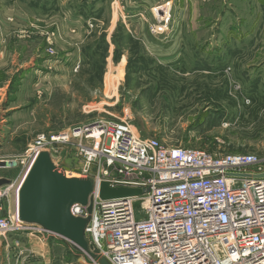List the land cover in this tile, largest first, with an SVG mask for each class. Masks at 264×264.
Returning <instances> with one entry per match:
<instances>
[{"label":"rangeland","instance_id":"obj_1","mask_svg":"<svg viewBox=\"0 0 264 264\" xmlns=\"http://www.w3.org/2000/svg\"><path fill=\"white\" fill-rule=\"evenodd\" d=\"M0 19V162L20 161L38 133L98 118H128L142 138L264 157V0H0ZM53 151L79 177L76 147ZM21 168L0 166L12 210ZM134 209L141 218L140 201ZM0 264L94 263L30 231L0 237Z\"/></svg>","mask_w":264,"mask_h":264},{"label":"built area","instance_id":"obj_2","mask_svg":"<svg viewBox=\"0 0 264 264\" xmlns=\"http://www.w3.org/2000/svg\"><path fill=\"white\" fill-rule=\"evenodd\" d=\"M130 122L98 118L59 134L38 133L23 158L6 161L7 167L21 165L25 176L40 152L76 147L85 162L78 178H93L96 186L88 205H73L71 214L90 217L85 234L98 252L94 264L101 258L110 264H264V178L256 177L264 173V157L142 138ZM103 181L143 193L103 200ZM13 185L0 187V237L37 231L63 238L19 219Z\"/></svg>","mask_w":264,"mask_h":264},{"label":"water","instance_id":"obj_3","mask_svg":"<svg viewBox=\"0 0 264 264\" xmlns=\"http://www.w3.org/2000/svg\"><path fill=\"white\" fill-rule=\"evenodd\" d=\"M0 163V166H8L7 162ZM256 177L264 178V173ZM9 183L11 181L7 179H0V187ZM95 186L93 178L67 177L55 165L51 153L42 151L21 182L17 197L19 219L69 240L75 251L96 261L98 252L91 250L85 234L90 217H74L71 214L73 205H88ZM142 193L141 189L112 187L107 181H103L99 187L103 200L136 197ZM88 213L91 214V206ZM99 263L110 264L105 258H101Z\"/></svg>","mask_w":264,"mask_h":264},{"label":"crops","instance_id":"obj_4","mask_svg":"<svg viewBox=\"0 0 264 264\" xmlns=\"http://www.w3.org/2000/svg\"><path fill=\"white\" fill-rule=\"evenodd\" d=\"M24 1V0H23ZM1 20V19H0ZM28 20V21H27ZM30 21H32V20H30L29 18H26V22H25V24H31V25H33L34 23H37L39 26H41V27H44V28H46L47 26H48V24H47V22H46V20H40V19H33V22L32 23H30ZM59 21V20H58ZM55 23H57L56 21H54ZM54 22H52V23H54ZM5 24V21L3 22V25ZM68 24H70V22H68ZM75 24H73L72 23V25L71 26H74ZM55 28H53V30H54ZM36 32L37 31H35L34 33L36 34ZM56 34V33H55ZM3 34H2V32L0 31V36H2ZM1 55V54H0ZM29 85H31V84H29ZM41 87V86H40ZM21 175V171H19L18 173H17V175L14 177L15 179L16 178H18L19 176ZM1 178V177H0ZM13 181H14V179H13ZM12 182V181H11ZM73 251V250H72Z\"/></svg>","mask_w":264,"mask_h":264},{"label":"bare ground","instance_id":"obj_5","mask_svg":"<svg viewBox=\"0 0 264 264\" xmlns=\"http://www.w3.org/2000/svg\"><path fill=\"white\" fill-rule=\"evenodd\" d=\"M163 11V10H162ZM158 15L161 16V7L158 8L156 11H155ZM164 16V15H163ZM162 19V18H161ZM7 167V166H6ZM31 168V167H30ZM27 174V173H26ZM25 177V176H24ZM70 178V176H67ZM75 178H78V177H75ZM15 209L17 210V199H16V205H15ZM100 260V259H99ZM99 263V262H98ZM100 264V263H99Z\"/></svg>","mask_w":264,"mask_h":264},{"label":"flooded vegetation","instance_id":"obj_6","mask_svg":"<svg viewBox=\"0 0 264 264\" xmlns=\"http://www.w3.org/2000/svg\"><path fill=\"white\" fill-rule=\"evenodd\" d=\"M1 179H6L5 177H1Z\"/></svg>","mask_w":264,"mask_h":264}]
</instances>
